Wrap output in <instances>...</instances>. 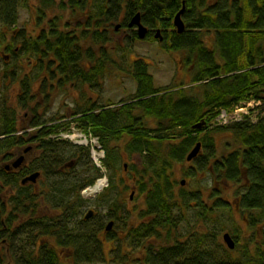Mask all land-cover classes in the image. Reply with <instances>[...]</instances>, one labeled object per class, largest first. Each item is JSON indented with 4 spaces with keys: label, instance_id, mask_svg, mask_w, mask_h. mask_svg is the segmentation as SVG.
Listing matches in <instances>:
<instances>
[{
    "label": "trees",
    "instance_id": "trees-1",
    "mask_svg": "<svg viewBox=\"0 0 264 264\" xmlns=\"http://www.w3.org/2000/svg\"><path fill=\"white\" fill-rule=\"evenodd\" d=\"M28 1L0 0V36L8 27H15L18 6L21 2L28 6ZM37 1L38 33L27 35L25 30L13 28L16 42L7 49L14 62L23 55L38 59V73L46 72L38 86L45 93L46 108L55 87L52 83L48 88L49 79L60 78L59 86H63L72 81L96 83L103 78L106 64L116 62L110 49L114 36L129 27L138 12L149 28L145 40L155 39L156 30L161 29L164 39L160 42L164 48L181 53V64L190 73L188 83L156 87L149 64L143 58L135 59L129 72L137 81V89L131 99L121 101L118 107L92 104L77 118L84 130L92 128L99 137L109 164L114 161L109 141L124 134L128 136L126 151L141 156V167L132 166L137 174L133 185L145 197L140 212L143 221L125 238L131 246L142 249V262L264 264V115L256 121L245 115L243 121L213 125L220 108L232 111L252 99L264 101V0ZM183 5L185 30L178 33L173 20ZM54 10L60 12L52 16ZM67 11L77 24L64 21ZM120 16L122 22L115 23ZM133 31V37L139 38L137 29ZM22 87V104L27 107L32 81L24 78ZM135 110L139 113L134 114ZM148 118L155 120L154 126L147 123ZM203 119L206 124L195 128ZM16 125V111L4 104L0 154L10 151L15 143L27 142L16 135L20 129ZM31 126L36 130L28 141L41 151L33 159V172H43V177L45 171L52 175L70 158L76 160L75 165L83 162L86 170L80 174H70L68 169L61 175L57 172L51 181L54 186L47 192L45 180L40 191L20 187L17 194L8 197L3 195L5 187L0 186V264H62L64 251L71 264L104 262L103 223L78 217L84 203L81 190L96 178L89 148L52 138L61 124L44 125L36 119ZM225 133L230 138L225 143L231 142V147L220 151L219 136ZM197 142L202 144L201 151L189 161L184 174L191 178L210 175L212 183L208 187L177 188L176 164L188 162L186 156ZM0 176L4 185L18 183L19 177ZM241 182L246 189L240 195V205L251 211L245 219L252 232L244 242L238 230L230 232L236 242L233 249L210 232L180 234L181 220L191 208L197 209L199 219L213 218L216 209L228 206L221 198L224 188ZM117 185L112 181L102 195ZM128 187L125 185L124 190ZM38 196L55 207L53 216L38 212V206L45 203L38 202ZM124 201L118 196L112 200L116 222L125 213ZM107 237L115 235L108 232ZM118 242L122 245L120 239Z\"/></svg>",
    "mask_w": 264,
    "mask_h": 264
},
{
    "label": "rangeland",
    "instance_id": "rangeland-1",
    "mask_svg": "<svg viewBox=\"0 0 264 264\" xmlns=\"http://www.w3.org/2000/svg\"><path fill=\"white\" fill-rule=\"evenodd\" d=\"M24 3L26 2H21L18 6V21L13 28L25 30L27 35H35L39 31L36 13L38 1L29 0L28 6ZM58 12L60 11L54 10L52 16ZM119 18L120 19L115 21V23L122 22L123 16ZM64 21H68L73 25L77 24V20L69 15V11L64 12ZM13 28L8 27L6 29L7 32L4 33L5 35L0 36V116L1 110L5 104L10 109L16 111L19 128L24 127L21 126L22 124L24 125L26 122H29L28 126H25V128L31 129L30 123L36 119L43 122L44 125L61 124L60 127L56 128V132L51 134V137L66 139L72 144V135L74 133L86 132L85 130L82 131L79 129L82 126H80V122L77 120L84 109L90 107L92 104L105 107H109L110 105L118 107L121 101L126 102L135 94L137 81L129 72L132 67V62L135 59L143 58L149 64V72L154 77V84L156 87H165L172 83H188L191 80L190 73L187 72L181 64V53L179 51L164 48V42H160L158 38L150 40L134 38L133 30L136 28L126 27L121 29L119 33L114 36V40L110 44L112 57L116 62L106 64L108 70L103 78L96 83L89 84L81 83L80 81H72L63 86H59L60 78L49 79L47 83L48 88H50L49 86L52 85V83L55 84V87L50 93V102L46 108L45 93H42L38 88L39 84L45 79L44 75H46V72L43 70V72L38 73L39 61L36 57L30 55H23L18 61L14 62L12 54L7 49L9 44L16 42V39H14L16 31L13 30ZM4 54H9L8 58H6ZM7 63H9V69ZM16 63H18L19 66H17ZM22 67L24 68L21 69ZM14 69L16 70L15 75H12L11 72L12 70L14 71ZM24 78H28L32 81V88L29 93L30 103L27 104V107L22 104V96L19 97L20 93H22V95L24 94V89L22 87V80ZM244 111H246V115L250 117V120L256 121L259 117L264 115V101H255V103H251L247 109L242 108L237 111H229V118L234 119L231 121H229V119L228 121L227 119H223L222 121L227 122L222 123L232 124L234 122L243 121L245 119L242 115ZM138 113V110L134 111V114ZM154 121L155 120L152 118L147 119V123L152 126L155 125ZM88 127L89 126H87V128ZM35 130L36 129L33 128L29 131L33 134ZM90 130L94 132L92 128ZM92 132L91 136L89 132H86L88 139H97L96 135ZM58 133L69 134L71 137L56 135ZM127 140L128 136L124 134L120 139H112L109 141V148L114 155V161L112 160L111 164L105 161L107 150L99 140L100 144L105 149L104 164L107 169L108 186L112 181L118 185L112 187L110 191L108 190L107 194L104 196L102 194L108 187H105L103 191L100 190L95 197H92V194H87L90 197L86 198L82 196L84 203L79 209L81 215L78 217L84 218V214L88 209H94L97 212L90 219L92 221L98 219L99 222L103 221L104 228L111 218L116 219V211L113 206L111 207L113 198L118 196L128 202L134 181L133 176L137 175L132 165L137 164L138 168H140L141 156L138 153L130 154L126 151ZM227 140H230V138L227 137L226 133L219 136L220 151L231 147V142H229V145H226L225 141ZM40 152V149L36 147L33 158ZM69 160H71V158ZM125 163H127V170L124 168ZM189 164H191L189 161L176 164L177 188L185 186L186 188L194 189L199 185L205 187L210 186L212 183L210 175L205 176V178H191L184 174V168H187ZM73 166L72 170H67L70 174H80L82 170H86V166L83 162L76 164V167ZM95 173V180L103 176L97 168H95ZM90 175H92V172H90ZM183 178L189 180L188 184L186 181L185 185H181L180 181ZM44 180L45 177H42L39 181V186L41 188H43L42 181ZM125 185H129L127 190H124ZM245 189L246 185L244 182L230 183L227 185L222 192L221 198L228 201V206L216 209L217 211H215L213 218L206 217L205 219H199L197 216V209L191 208L187 214V218L181 220L179 228L180 234L188 231L210 232L215 234L217 240L224 244L223 233L226 231L231 232L232 230H238L240 239L244 242V237H249L252 232L245 219V216H248L251 211L244 210L239 201L240 195ZM10 192V186L5 187L3 195L8 197ZM144 198V195H141L140 191L137 189L134 200L126 205L124 208V215L116 222L113 229L115 238H108L107 234L104 232L101 233L100 236L103 238L104 242L103 252L105 261L95 264H144L142 262V255L144 254L142 249L131 246L125 238L130 229L143 221L140 212L144 210L145 207ZM5 199L7 200V198ZM37 201L40 203L45 201V203H42L37 208L40 214L50 216L55 214V207H51L48 204L49 202L47 203L41 196H38ZM119 239L122 245H118ZM150 240L155 242L153 239ZM62 264H71V258L67 251L63 253Z\"/></svg>",
    "mask_w": 264,
    "mask_h": 264
},
{
    "label": "flooded vegetation",
    "instance_id": "flooded-vegetation-1",
    "mask_svg": "<svg viewBox=\"0 0 264 264\" xmlns=\"http://www.w3.org/2000/svg\"><path fill=\"white\" fill-rule=\"evenodd\" d=\"M6 58H8L9 54H4ZM22 95V93L19 94V97ZM30 103V97L27 98V104ZM29 122H26V124H22L21 126H24L22 128H20L17 132L16 135L20 136V137H24L25 140H27L26 143H15V145L11 148L10 151H7L5 153L0 154V175H6L9 176V179H13L15 180L17 177H19L18 179V183L14 184H7L4 185L2 182V178L0 176V186L3 185L4 187H9L10 186V194H17V191L20 187H25L27 189H36L37 191H40V184L39 181L41 180V178L43 177V172H41L40 176L37 178L36 182H32V181H28L27 183H22V180L28 176L29 174H31L33 171L31 170L32 168V162H33V154L36 151V145L33 143V141H28V139L31 137L32 133L29 131L31 129H33L34 127L31 126V129H28L27 127L25 128V126H28ZM31 124V123H30ZM18 126V122L17 125ZM2 136H0L1 138ZM19 157H22L23 160L21 162V164L19 166H14V162L16 159H18ZM127 164V163H125ZM71 167H65L64 165L60 166L58 169L54 170V173H52V175H48L45 171V192H47L48 190H50V187L54 186L53 183H51V181L55 180V175L56 173H60L64 174L66 172V170L70 169ZM125 170H127V165H124ZM134 181H136L137 176L134 175L133 176ZM133 181V183H134ZM137 187L136 185H132L131 188V193L129 195L128 198V202L124 201V205L126 207V205L129 204V202H132L135 198V194L137 191ZM47 195V194H46ZM91 209V208H90ZM88 209V210H90ZM87 210V211H88ZM94 210V209H93ZM96 210H94V215L96 214ZM87 213V212H86ZM85 213V214H86ZM85 214H84V219L85 218ZM93 215V216H94ZM92 216V217H93ZM110 220L114 221V225L112 227L111 230H106V225L104 228H102L101 233H105L107 234L108 232H114V227L116 225V219L111 218ZM109 220V221H110ZM108 221V222H109ZM103 223V221H101ZM107 222V223H108ZM115 233V232H114ZM115 235V234H114Z\"/></svg>",
    "mask_w": 264,
    "mask_h": 264
},
{
    "label": "water",
    "instance_id": "water-1",
    "mask_svg": "<svg viewBox=\"0 0 264 264\" xmlns=\"http://www.w3.org/2000/svg\"><path fill=\"white\" fill-rule=\"evenodd\" d=\"M184 10H185V5H183L182 9L179 12H177V14L175 15L174 20H173L174 25H175L178 33H182L185 30V22L182 18V14H183ZM128 25H129V27H136L138 36L142 39L145 38L149 32V28L142 22L140 12L136 13L132 17V19L130 20ZM119 27H120V24L117 25V28H119ZM155 37L159 38V40H161V41L164 39L163 35L161 34V29L158 28L156 30ZM205 124H206V121L203 119L200 122L196 123L194 125V127L195 128H202ZM201 147H202L201 142H197L196 145L187 154L186 159L188 161L193 160L200 153ZM22 160H23L22 157H19L18 159H16L14 162V166H16V167L19 166L21 164ZM74 163H75V160H71V161H68L65 164V166H73ZM125 165H127V164H125ZM40 174L41 173L39 171H35V172L29 174L28 176H26L22 180V183H27L28 181L36 182L37 178L40 176ZM180 183H181V185H185L186 179L183 178L180 181ZM93 215H94V210L90 209L85 214V218L89 219ZM113 225H114V221L110 220L106 225V230H111ZM223 239H224V242L227 244V246L230 249H233L235 247L236 242H235V239L231 236L230 232H225L223 234Z\"/></svg>",
    "mask_w": 264,
    "mask_h": 264
},
{
    "label": "built area",
    "instance_id": "built-area-1",
    "mask_svg": "<svg viewBox=\"0 0 264 264\" xmlns=\"http://www.w3.org/2000/svg\"><path fill=\"white\" fill-rule=\"evenodd\" d=\"M251 103L252 102H248L246 105H244L245 107L240 106V107L236 108L235 111L242 109V108L244 109V108H246L247 105H251ZM244 112L246 113V111H244ZM229 117H230L229 112H227V110H221L218 117H217V120L219 123H222V122H227L228 119H229V121L234 119V118H229ZM223 119H227V121H222ZM63 135L65 137L70 136L69 134H63ZM89 135L91 136L92 134L90 133ZM72 138H73L75 143H84L86 145H90L91 155H92L94 162L101 169L104 168L103 163H102V158L104 157V150L102 149V146L99 144L98 139L92 138L91 140H89L88 135L85 132H78L77 134L74 133L72 135ZM105 181H106L105 179H99L98 183H96L94 186H88L87 188L84 189V192L94 193V191H96L101 185H104Z\"/></svg>",
    "mask_w": 264,
    "mask_h": 264
},
{
    "label": "bare ground",
    "instance_id": "bare-ground-1",
    "mask_svg": "<svg viewBox=\"0 0 264 264\" xmlns=\"http://www.w3.org/2000/svg\"><path fill=\"white\" fill-rule=\"evenodd\" d=\"M252 101H254V100L252 99ZM220 110H226V109H225V108H220ZM205 121H206V120H205ZM206 122H207V121H206ZM216 124H219V123H218V121L215 119L213 125H216Z\"/></svg>",
    "mask_w": 264,
    "mask_h": 264
}]
</instances>
